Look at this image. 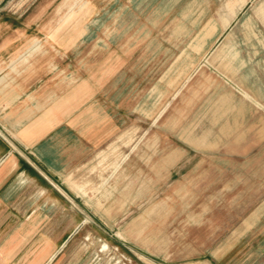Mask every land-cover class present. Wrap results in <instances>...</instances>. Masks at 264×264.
<instances>
[{
	"label": "rangeland",
	"instance_id": "1",
	"mask_svg": "<svg viewBox=\"0 0 264 264\" xmlns=\"http://www.w3.org/2000/svg\"><path fill=\"white\" fill-rule=\"evenodd\" d=\"M243 1L8 0L1 8L12 33L0 39V61L12 64L13 92L16 75L43 66L61 91L56 100L83 89L101 63L128 70L118 130L64 177L68 189L81 187L72 207L86 224L54 264H218L228 249H236L228 264H251L243 242L234 247V230L238 239L250 217L243 212L264 190L243 180L262 171L248 159L198 166L181 136L166 133L180 123L181 96L194 94L198 74L213 63L264 61V0ZM207 23L213 29L204 32ZM220 42L226 54L215 58Z\"/></svg>",
	"mask_w": 264,
	"mask_h": 264
},
{
	"label": "crops",
	"instance_id": "2",
	"mask_svg": "<svg viewBox=\"0 0 264 264\" xmlns=\"http://www.w3.org/2000/svg\"><path fill=\"white\" fill-rule=\"evenodd\" d=\"M7 3L0 0V13ZM212 29V23L204 26V32ZM10 33L12 27L0 22V39ZM218 44L211 52L215 58L226 54L227 45ZM5 50L0 48V55ZM11 66L0 61V103L10 104L0 110V128L6 133L0 134V264H54L62 247L86 224V216H78L72 207L79 197L72 192L75 187L68 189L64 177L118 130L115 119L124 113L128 70L122 62L91 68L100 74L87 75L84 88L76 86L69 93L67 98L73 95L74 100L55 110L67 98L56 100L61 91L55 90L56 79L44 66L16 75L14 92ZM189 91L194 94L181 96L180 123L166 133L181 136L182 151L194 152L202 160L198 166L214 165L208 161L216 158L228 165L253 161L252 168L262 172L243 181L264 184V155H258L264 143V61L213 63L197 75ZM14 103L15 113L9 109ZM256 200L243 212L250 217L238 239L234 230V247L243 242L244 261L264 264L263 189ZM235 251L228 249L217 263L232 262Z\"/></svg>",
	"mask_w": 264,
	"mask_h": 264
},
{
	"label": "bare ground",
	"instance_id": "3",
	"mask_svg": "<svg viewBox=\"0 0 264 264\" xmlns=\"http://www.w3.org/2000/svg\"><path fill=\"white\" fill-rule=\"evenodd\" d=\"M244 1H245V0H244ZM244 1H243V2H244ZM80 188H81L80 186H78V187L75 186V189H74L73 191H76V194L78 195V194H79V190H80Z\"/></svg>",
	"mask_w": 264,
	"mask_h": 264
}]
</instances>
